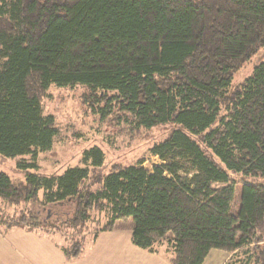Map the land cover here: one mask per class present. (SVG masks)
<instances>
[{
  "label": "trees",
  "instance_id": "obj_1",
  "mask_svg": "<svg viewBox=\"0 0 264 264\" xmlns=\"http://www.w3.org/2000/svg\"><path fill=\"white\" fill-rule=\"evenodd\" d=\"M66 60L79 69L52 68ZM52 88L81 89L99 121L132 133L173 124L149 150L162 164L106 173L92 146L41 173L60 134L44 109ZM0 156L23 177L0 171V202L27 206L10 224L0 214L6 229L52 225L32 208L75 231L97 212L93 242L131 219L132 243L170 264H204L213 250L230 254L225 264H264V0H0ZM61 251L76 261L84 245Z\"/></svg>",
  "mask_w": 264,
  "mask_h": 264
},
{
  "label": "rangeland",
  "instance_id": "obj_2",
  "mask_svg": "<svg viewBox=\"0 0 264 264\" xmlns=\"http://www.w3.org/2000/svg\"><path fill=\"white\" fill-rule=\"evenodd\" d=\"M116 46L118 48L121 47L119 44ZM259 57L255 56L251 61L244 64L235 75L234 81H242L250 76L253 66L258 62ZM52 68L58 71L79 69L77 63L68 60L59 61ZM82 94L83 91L81 89L71 91L52 88L49 91L48 98L43 100L45 112L55 117L60 134L55 141L53 150L41 154L39 157L41 173L47 175L62 173L68 167L76 165L82 152L92 146H99L105 151L106 163L103 166V170L106 173H108V168L112 164H135L140 159L144 160L143 167L148 170H151L155 165L162 164L157 157L149 153V150L155 143L165 140L176 129L173 124L132 133L125 126L116 127L111 120L99 121L98 117L84 105ZM180 164L190 174L192 173L193 170H191L187 161L181 160ZM14 168V160L0 156V171L6 172L16 183L22 182V175L16 172ZM241 194L242 187L238 186L235 191L237 202ZM26 207L23 204L16 206L0 202V214L4 220H9L8 224H10L11 221L16 220L15 218ZM236 208L237 205L235 204L234 209L236 210ZM32 211H39L42 218H47L51 215L50 222L52 225H41L38 230L54 235L64 247L74 240H79L84 245L83 254L92 246L93 236L105 224L104 214L93 212L92 220L84 228L75 231L69 227H64L61 223L56 224L57 210L55 209L47 208L41 210L32 208ZM129 224L133 225L131 219ZM0 228L2 231L6 229L5 226H0ZM1 229L0 232H2ZM163 253L164 250H161L162 255H167L170 258V255ZM213 254L207 259L206 264H225L230 258V254L225 252Z\"/></svg>",
  "mask_w": 264,
  "mask_h": 264
},
{
  "label": "crops",
  "instance_id": "obj_3",
  "mask_svg": "<svg viewBox=\"0 0 264 264\" xmlns=\"http://www.w3.org/2000/svg\"><path fill=\"white\" fill-rule=\"evenodd\" d=\"M132 229L129 220L118 221L112 230L99 233L76 261L66 259L52 234L23 228L1 230L0 264H170L167 255L151 254L136 247L131 240ZM213 253L221 252L213 250L207 259Z\"/></svg>",
  "mask_w": 264,
  "mask_h": 264
}]
</instances>
